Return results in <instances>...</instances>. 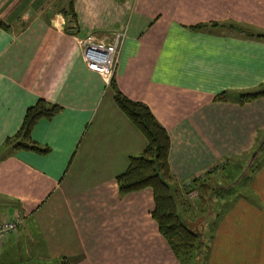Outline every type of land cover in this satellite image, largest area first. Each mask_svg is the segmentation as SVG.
Returning <instances> with one entry per match:
<instances>
[{
    "label": "crops",
    "instance_id": "obj_1",
    "mask_svg": "<svg viewBox=\"0 0 264 264\" xmlns=\"http://www.w3.org/2000/svg\"><path fill=\"white\" fill-rule=\"evenodd\" d=\"M72 1L77 23L63 13ZM0 21V220L24 222L0 240V264H181L152 218L153 191L119 193L147 140L78 41L127 28L114 78L168 132L185 200L188 182L226 179L264 138V98L238 100L264 90V0H0ZM41 99L62 108L32 132L47 152L6 147ZM249 187L258 199L206 231L208 264H264V163Z\"/></svg>",
    "mask_w": 264,
    "mask_h": 264
},
{
    "label": "trees",
    "instance_id": "obj_2",
    "mask_svg": "<svg viewBox=\"0 0 264 264\" xmlns=\"http://www.w3.org/2000/svg\"><path fill=\"white\" fill-rule=\"evenodd\" d=\"M63 13L70 18L71 22L77 23L73 1ZM0 27L8 28L2 21H0ZM204 27L205 25H200L196 29ZM71 30L75 32L76 27ZM256 37L264 39V35H256ZM110 85L115 94V104L147 140V146L142 154L131 157L127 170L116 178L119 193L128 195L151 189L155 203L154 210L151 213L152 218L181 264L190 260L198 251L203 253L204 256L205 252L201 251L203 242L200 234L190 229L182 218L181 211L185 210L188 204L186 194H189L192 190H199L204 203L207 202L206 196L208 195L218 200L229 199L236 193L235 186L242 181H246L250 176L243 172L244 174L242 173L235 182L229 185L218 183L215 186L208 183V179H194L190 188L187 186L180 188L185 191L184 200L179 193V188L169 166L171 140L168 132L157 120L148 105L134 101L123 94L115 78L111 80ZM260 98H264V90L242 93L239 95L238 100L240 104H245ZM218 99L226 100V94L223 93ZM61 111V107L52 105L43 99L39 100L27 110L20 131L13 138H9L5 146L14 151L47 152V149L39 148L32 140V132L41 119H51ZM263 153L264 149L254 159L252 158L254 152L250 155L249 159L252 160V166L248 168L249 172L254 173L260 167ZM215 169L218 168L207 172L205 176L208 177V175L213 174ZM67 263H69L67 259L57 262V264Z\"/></svg>",
    "mask_w": 264,
    "mask_h": 264
},
{
    "label": "rangeland",
    "instance_id": "obj_3",
    "mask_svg": "<svg viewBox=\"0 0 264 264\" xmlns=\"http://www.w3.org/2000/svg\"><path fill=\"white\" fill-rule=\"evenodd\" d=\"M252 160L247 159L244 165H239L237 162L236 164H228V166L225 167V170L223 171L224 174L221 177V174H217L215 177L213 176L212 179L208 180V183H212L214 186L218 183L222 185H229L230 183L235 182V180L244 172L246 175L250 176L246 181H242L238 185L235 186L236 193L234 196L230 197L229 199L225 200H218L214 197H207V202L204 203L199 190H192L189 194H186V199L188 202V205L190 206L189 212L183 210L182 218L184 223L190 228L193 229L194 232L200 234L203 246L201 248L202 252L199 253V251L192 256L190 260L185 262L184 264H208V254L210 249V244L208 242L207 237L205 236L206 231L211 235H213V232L218 229V224L221 219L226 217V214L228 213L226 209L230 208L231 205L237 203L241 200H249V201H255V198L258 199V197L252 193L250 186V180L252 176L255 174L248 171V168L252 166ZM264 153L261 158V165L264 163ZM259 167V168H260ZM258 168V169H259ZM256 170V172L258 171ZM221 173V172H220ZM243 173V174H244ZM228 176V179H227ZM205 204V205H204ZM220 204H226L225 207H220ZM226 208V209H225ZM209 215V220H212L208 222L209 225H205V222L207 221V218H205V215ZM207 217V216H206ZM196 219H200L197 222L201 221V223L197 224L195 222ZM196 223V225H192L191 223Z\"/></svg>",
    "mask_w": 264,
    "mask_h": 264
},
{
    "label": "built area",
    "instance_id": "obj_4",
    "mask_svg": "<svg viewBox=\"0 0 264 264\" xmlns=\"http://www.w3.org/2000/svg\"><path fill=\"white\" fill-rule=\"evenodd\" d=\"M126 39L127 28L125 27L115 32L112 41L109 43L100 41L93 35L79 39L78 42L88 68L98 72L106 82L110 83L115 76L120 53ZM190 184L191 182H188L187 187ZM21 224H24V222L19 215H16L13 219L0 220V240L16 233Z\"/></svg>",
    "mask_w": 264,
    "mask_h": 264
},
{
    "label": "water",
    "instance_id": "obj_5",
    "mask_svg": "<svg viewBox=\"0 0 264 264\" xmlns=\"http://www.w3.org/2000/svg\"><path fill=\"white\" fill-rule=\"evenodd\" d=\"M264 149V138L262 139V141L259 144V147L257 148V150L254 152V154L252 155V158L254 159L259 153L262 152V150Z\"/></svg>",
    "mask_w": 264,
    "mask_h": 264
}]
</instances>
